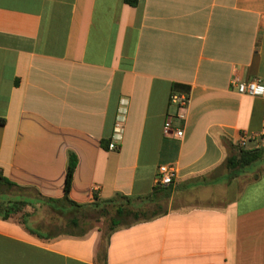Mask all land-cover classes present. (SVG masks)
Listing matches in <instances>:
<instances>
[{
  "label": "crops",
  "instance_id": "0c3cea01",
  "mask_svg": "<svg viewBox=\"0 0 264 264\" xmlns=\"http://www.w3.org/2000/svg\"><path fill=\"white\" fill-rule=\"evenodd\" d=\"M251 78L254 95L230 83ZM171 93L187 95L183 117ZM263 130L264 0H0V175L22 188L4 197L51 215L88 208L59 200L72 153L76 204L165 198L104 236L0 211V264H264V145L246 143L261 153L241 170L221 165ZM161 164L175 172L165 186Z\"/></svg>",
  "mask_w": 264,
  "mask_h": 264
},
{
  "label": "trees",
  "instance_id": "16d2710c",
  "mask_svg": "<svg viewBox=\"0 0 264 264\" xmlns=\"http://www.w3.org/2000/svg\"><path fill=\"white\" fill-rule=\"evenodd\" d=\"M125 4L129 6H134L138 0H122ZM107 144V143H106ZM261 150L259 148L256 149H245L238 147L236 152L232 155H229L224 158L222 161V166L224 169L232 174V172H236L241 170L245 166L251 164L253 161L260 157ZM75 163V158L72 153H68L67 161L65 166V173H64V180H63V187H62V196L59 200L66 202L75 207H100L103 209V206H109L113 210V215L110 217L109 221L111 224V228L109 231L118 228L130 225L137 221L147 220L152 217L159 215L162 211L158 209V203L153 201V208H151L147 213L143 212V205L136 203L131 197L116 193L114 197L105 199L97 203H85V204H76L70 201L67 198V191L69 189V183L71 179V175L73 172V167ZM0 187L4 188L5 190H10L12 187H15L17 191L18 189H22L15 184L9 182L6 178L0 175ZM6 192L0 191V211L3 212V217L6 216L9 210L18 211L20 208L15 209L17 205L23 207L24 205H28L21 198L17 199H6L3 194ZM15 195L18 193H14ZM46 201H57L58 199L53 198H45ZM23 217V216H22ZM130 217V218H129ZM78 218L72 217L67 219V223L73 226L78 224Z\"/></svg>",
  "mask_w": 264,
  "mask_h": 264
},
{
  "label": "built area",
  "instance_id": "2783aa9c",
  "mask_svg": "<svg viewBox=\"0 0 264 264\" xmlns=\"http://www.w3.org/2000/svg\"><path fill=\"white\" fill-rule=\"evenodd\" d=\"M230 83H234L236 87V91L241 94L254 95L257 92V88L259 85L258 78H251L246 82H237L236 80H231ZM168 101L170 104L174 105L176 110L178 111V116L183 117V110L186 107L188 97L185 94L180 93H171L169 94ZM126 101L121 98L119 101V105L117 107L111 136L106 144V148L109 150L116 149L119 140L121 139L123 125L125 121V113H126ZM163 132H167L170 130L169 120L165 119L163 123ZM173 135L177 138H181L182 130L174 129ZM256 141L259 146L264 145V130L260 133H252V134H242L236 140V145L238 147L243 148L248 141ZM174 169L171 165L161 164L156 167L155 175H154V183L156 185L165 186L171 182L174 177Z\"/></svg>",
  "mask_w": 264,
  "mask_h": 264
},
{
  "label": "rangeland",
  "instance_id": "374dc122",
  "mask_svg": "<svg viewBox=\"0 0 264 264\" xmlns=\"http://www.w3.org/2000/svg\"><path fill=\"white\" fill-rule=\"evenodd\" d=\"M165 187H161V189H164ZM0 191H4L6 193L15 191V188H11L10 190H5L4 188L0 187ZM10 194V193H9ZM30 195H33V193H29ZM165 198L160 200L158 202V209H162L165 207ZM155 207V206H154ZM15 209L20 208L18 210L19 212H27V210L31 213H33V219L32 220H40L42 224H40V227H43V224H46L48 219H51L50 222L56 221L58 226L62 229L63 224H66L67 219L70 218V216H76L78 218V228L82 229H98L101 231L102 236L106 235L109 232V229L111 228L110 224V217L113 215V210L109 206H103V209L100 207H94V208H85L81 210L79 213H70L67 212L64 215L56 214L51 215L48 214V210L37 208L36 206L32 205H24L23 207L17 205L14 207ZM151 208H153L152 205L144 207L143 212L147 213ZM53 217V219H52ZM75 217V218H76ZM130 218V217H129ZM46 222V223H45ZM77 229V228H76Z\"/></svg>",
  "mask_w": 264,
  "mask_h": 264
}]
</instances>
